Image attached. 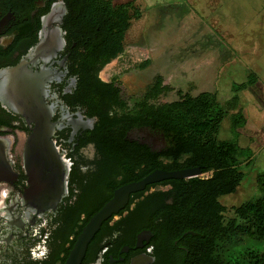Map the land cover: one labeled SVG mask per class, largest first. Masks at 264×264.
<instances>
[{
  "label": "flooded vegetation",
  "instance_id": "flooded-vegetation-1",
  "mask_svg": "<svg viewBox=\"0 0 264 264\" xmlns=\"http://www.w3.org/2000/svg\"><path fill=\"white\" fill-rule=\"evenodd\" d=\"M74 5L0 0V156L7 165L0 176V264H65L83 227L116 189L108 196L100 185L110 162L97 138L118 107L99 95L92 76L105 54L86 34L82 5ZM27 79L35 83L36 114L45 113L52 128L50 144L38 151L27 142L36 129L23 110ZM149 128L130 127L124 139L152 151L138 140ZM121 150L133 155L131 145ZM153 189L131 193L101 223L78 264H182L202 235L172 224L168 211L145 206Z\"/></svg>",
  "mask_w": 264,
  "mask_h": 264
},
{
  "label": "trees",
  "instance_id": "trees-1",
  "mask_svg": "<svg viewBox=\"0 0 264 264\" xmlns=\"http://www.w3.org/2000/svg\"><path fill=\"white\" fill-rule=\"evenodd\" d=\"M74 2L75 10L82 5L86 34L95 36L97 52L105 54L92 76L99 95L111 104L123 107L125 102L119 96V88L112 81L104 82L98 78L96 72L124 51L126 32L132 20L141 16V10L135 0ZM220 53H223L221 49ZM147 64L145 60L138 67L144 68ZM256 82L257 75L249 73L247 80L236 84L234 94L222 104L214 91L196 95L179 92L178 99L161 103L155 101L157 96L169 91L171 86L164 84L163 76L157 74L135 102V110L116 112L102 122L106 132L97 139L106 145L103 151L110 164L104 167L100 185L105 186L108 196L115 188L140 180L156 169L200 168L201 175L196 177L171 178L147 185L146 190L156 186L169 187L156 189L141 201L145 206L168 211L172 224L201 233V242L189 256H184L182 264H264V252L245 249L233 254L232 251L246 237L264 239V169L256 174L259 197L230 207L219 201L221 196L237 190L245 176L240 165L252 161L250 157H243L238 143L218 138L220 125L240 101L239 92L253 87ZM245 122L240 114L231 128L238 129L239 123ZM141 126L159 130L166 140V148L152 152L124 139L128 128ZM110 145L116 148V153L112 154L107 148ZM125 145H131L133 155L122 153L121 148ZM167 198H170V204L166 203Z\"/></svg>",
  "mask_w": 264,
  "mask_h": 264
},
{
  "label": "rangeland",
  "instance_id": "rangeland-1",
  "mask_svg": "<svg viewBox=\"0 0 264 264\" xmlns=\"http://www.w3.org/2000/svg\"><path fill=\"white\" fill-rule=\"evenodd\" d=\"M135 4L141 16L126 32L124 51L100 72L101 80L119 88L125 105L118 107V113L135 110V102L157 74L171 86L157 96V102L176 100L179 92L214 91L222 104L234 94V86L254 72L257 82L239 92L240 101L218 132L220 140L238 143L243 157L252 161L240 165L245 176L237 190L219 201L230 207L259 197L256 174L264 169V0H135ZM145 60L147 66L138 67ZM240 114L246 122L232 129ZM142 133L146 137L138 140L152 144V152L167 145L159 130ZM245 249L263 253L264 239L246 237L232 251Z\"/></svg>",
  "mask_w": 264,
  "mask_h": 264
},
{
  "label": "water",
  "instance_id": "water-1",
  "mask_svg": "<svg viewBox=\"0 0 264 264\" xmlns=\"http://www.w3.org/2000/svg\"><path fill=\"white\" fill-rule=\"evenodd\" d=\"M30 79H27L23 85L25 89V97L23 100V110L31 120L36 122V129L30 135L28 144L33 150H40L46 148L50 144L49 137L51 135V126L49 124V118L45 113L39 114L40 109L36 100V87L35 83L32 84ZM7 165L4 162V158L0 156V176L5 174ZM201 175L199 167L185 168L179 170L166 171L163 169H156L147 174L140 180L126 183L113 192L112 197L89 219L88 223L83 227L81 233L78 235L76 243L65 262V264H78L84 254L85 248L93 237L94 233L99 229L101 223L109 218L112 214L117 213L123 209L128 203L131 193L142 191L147 185L160 182L162 180L177 178H190Z\"/></svg>",
  "mask_w": 264,
  "mask_h": 264
}]
</instances>
